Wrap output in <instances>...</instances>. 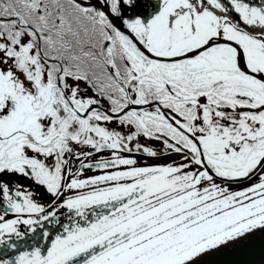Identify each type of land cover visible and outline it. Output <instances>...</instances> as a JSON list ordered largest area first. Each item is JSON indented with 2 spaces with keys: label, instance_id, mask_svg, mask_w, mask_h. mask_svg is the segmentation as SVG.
Listing matches in <instances>:
<instances>
[{
  "label": "snow or ice",
  "instance_id": "snow-or-ice-1",
  "mask_svg": "<svg viewBox=\"0 0 264 264\" xmlns=\"http://www.w3.org/2000/svg\"><path fill=\"white\" fill-rule=\"evenodd\" d=\"M0 264H264V0H0Z\"/></svg>",
  "mask_w": 264,
  "mask_h": 264
}]
</instances>
